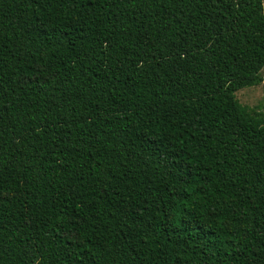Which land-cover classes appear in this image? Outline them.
<instances>
[{"label": "trees", "instance_id": "trees-1", "mask_svg": "<svg viewBox=\"0 0 264 264\" xmlns=\"http://www.w3.org/2000/svg\"><path fill=\"white\" fill-rule=\"evenodd\" d=\"M263 0H0V264H264Z\"/></svg>", "mask_w": 264, "mask_h": 264}, {"label": "rangeland", "instance_id": "rangeland-1", "mask_svg": "<svg viewBox=\"0 0 264 264\" xmlns=\"http://www.w3.org/2000/svg\"><path fill=\"white\" fill-rule=\"evenodd\" d=\"M264 4V0H263ZM264 78V68L261 72ZM237 99L243 105L249 106L251 108L263 106L264 111V81L259 85H254L250 87H245L240 89L236 93Z\"/></svg>", "mask_w": 264, "mask_h": 264}]
</instances>
